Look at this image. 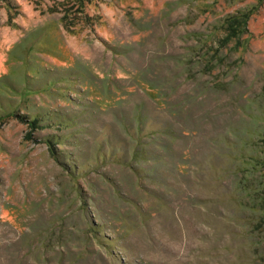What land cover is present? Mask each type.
I'll return each instance as SVG.
<instances>
[{
  "label": "rangeland",
  "instance_id": "1",
  "mask_svg": "<svg viewBox=\"0 0 264 264\" xmlns=\"http://www.w3.org/2000/svg\"><path fill=\"white\" fill-rule=\"evenodd\" d=\"M0 264H264V0H0Z\"/></svg>",
  "mask_w": 264,
  "mask_h": 264
},
{
  "label": "trees",
  "instance_id": "2",
  "mask_svg": "<svg viewBox=\"0 0 264 264\" xmlns=\"http://www.w3.org/2000/svg\"><path fill=\"white\" fill-rule=\"evenodd\" d=\"M246 15L240 14L239 16H234L232 18H228L226 22V29L229 31L227 37H236L239 36L241 31V26L243 27L246 23Z\"/></svg>",
  "mask_w": 264,
  "mask_h": 264
}]
</instances>
